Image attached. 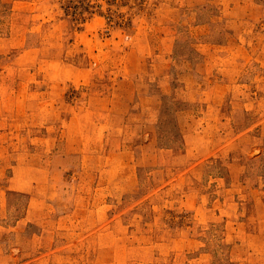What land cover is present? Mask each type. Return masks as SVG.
Masks as SVG:
<instances>
[{
  "label": "rangeland",
  "instance_id": "obj_1",
  "mask_svg": "<svg viewBox=\"0 0 264 264\" xmlns=\"http://www.w3.org/2000/svg\"><path fill=\"white\" fill-rule=\"evenodd\" d=\"M0 264H264V0H0Z\"/></svg>",
  "mask_w": 264,
  "mask_h": 264
},
{
  "label": "trees",
  "instance_id": "obj_2",
  "mask_svg": "<svg viewBox=\"0 0 264 264\" xmlns=\"http://www.w3.org/2000/svg\"><path fill=\"white\" fill-rule=\"evenodd\" d=\"M82 9H86V8H82ZM82 11H83V10H81V12H80V13H82Z\"/></svg>",
  "mask_w": 264,
  "mask_h": 264
}]
</instances>
